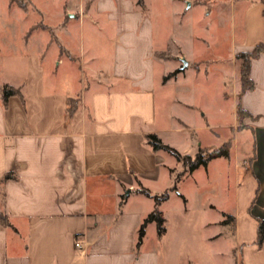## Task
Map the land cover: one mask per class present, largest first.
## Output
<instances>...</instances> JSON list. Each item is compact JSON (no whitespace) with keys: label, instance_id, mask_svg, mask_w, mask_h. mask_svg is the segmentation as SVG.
<instances>
[{"label":"crops","instance_id":"0c3cea01","mask_svg":"<svg viewBox=\"0 0 264 264\" xmlns=\"http://www.w3.org/2000/svg\"><path fill=\"white\" fill-rule=\"evenodd\" d=\"M29 1L34 10L22 9L39 17L27 31L36 46H10L9 55L0 48V84L23 93L4 104L0 89V213L9 220L0 219V264H196L205 253L194 225L207 243L218 242L213 257L225 253L230 225L237 261L264 264V241L257 243L264 219V52L252 61L254 88L241 95L258 117L244 125L237 117V54L264 40L263 0H228L213 14L222 19L228 10L235 27L228 55L209 53L215 47L207 39L196 48L193 22L186 34L163 22L184 13L182 3L206 0H162L161 8L144 0L145 10L138 0ZM212 80L224 100L218 113L196 101L208 92L191 86ZM228 111L234 121L226 128L250 129L251 147L240 152L232 141L230 157L186 171L172 189L184 165L153 149L146 134L195 156L218 146L200 132L218 135L214 115ZM7 172L15 176L4 178ZM140 186L170 194L159 205L165 232L150 221L138 246L139 228L155 207Z\"/></svg>","mask_w":264,"mask_h":264},{"label":"rangeland","instance_id":"374dc122","mask_svg":"<svg viewBox=\"0 0 264 264\" xmlns=\"http://www.w3.org/2000/svg\"><path fill=\"white\" fill-rule=\"evenodd\" d=\"M38 1V0H36ZM159 3L160 8L163 6L161 4L162 0H157ZM228 2V0H206L205 3L202 5H197L190 7L188 3H182L181 7L185 5L183 8L184 13L180 14L178 17L170 18L169 20H163V22L169 25H173L180 33L186 34L188 31L191 32L192 29V22H193V30L197 36V39L193 43L196 48L199 46H207V43H204V39H207L210 43V46H214L215 48H211L209 53L219 52L221 54H229V46L232 43V33H235V27L231 26L229 21L226 20L227 14L229 13L228 10L224 11V15H222V19H215L212 20V16L214 13H220L224 10V5ZM34 10V8H29V10ZM212 10V14L208 16L207 12ZM34 13V12H33ZM36 16H35V15ZM27 16L23 9L19 7L16 3H12L10 5L9 0H0V48L7 46L8 50L6 54L9 55L10 53V46H19V48H24L25 46H36V43L32 42L29 36L27 37L28 26L32 22H36L39 20L37 13ZM38 17V18H37ZM38 19V20H37ZM37 25H39L37 23ZM208 27V28H207ZM236 31H238L236 29ZM9 46V47H8ZM38 46V45H37ZM174 49L177 48L175 43L172 46ZM225 55V56H226ZM5 58V57H4ZM227 59V58H225ZM7 63L9 61L7 58L5 59ZM22 67L19 66V71L21 73ZM5 72V70H4ZM191 86L196 91L205 90L207 96L204 98H199V102H202L205 107L210 109V112L213 113L216 111L218 113V109L223 105L224 100L219 97V89H218V82L212 80L210 84H198V83H191ZM225 106L232 107V101L226 100ZM217 115V116H216ZM214 115L215 120H213V124L215 127H218L216 135L212 130H205L201 131L200 135H202L201 140L205 143H215L216 145H220L224 140L229 139V137L234 136L232 141L240 143V152L243 151L245 146L251 147L253 141V134L250 129H245L242 127L241 129H235L232 132L231 128L228 125L233 124V115L228 111L227 114L224 116L218 117V114ZM250 119V117H246ZM244 124V123H243ZM231 133V134H230ZM241 155V154H240ZM231 188V187H230ZM231 190L229 189L227 192L226 203L228 206L229 200L231 199ZM193 234L194 239L196 240L198 247L203 248L204 257L199 258L197 260H193L196 264H241L237 261V257L233 252V247H236L235 244V235L231 231V226L228 225L226 227L227 233L225 236V241L221 242L223 249H225V253L221 254L220 257H213L212 250L215 245L218 246V242H206L203 239L201 230L197 226H193ZM185 247H187L186 242L184 243ZM198 253L196 252L195 255ZM225 258V260H224ZM231 261H230V260ZM246 261L244 262V264Z\"/></svg>","mask_w":264,"mask_h":264},{"label":"trees","instance_id":"16d2710c","mask_svg":"<svg viewBox=\"0 0 264 264\" xmlns=\"http://www.w3.org/2000/svg\"><path fill=\"white\" fill-rule=\"evenodd\" d=\"M11 1L16 3L17 5H19L21 8L25 10H28L29 5H30L29 0H11ZM138 4H140L144 10L146 9L144 0H138ZM263 52H264V40L256 42L251 49L243 50L237 54V57L241 60V68H240L241 89L239 92L240 100L237 106V117H238L240 125H244L243 123L246 117H250L252 119H256L258 117V116H254L242 105L241 95L246 90L254 88L255 83L251 76L252 61L253 59L260 56V54ZM175 73L176 71L170 73L168 76H165V79H167L169 76ZM0 89L2 90V98H3L4 104L7 103L8 98L11 95L17 94V95L23 96L22 89L20 87L13 86L9 83L0 84ZM146 138H147V141L152 145L153 149L155 150L164 149L168 151L169 153H171L173 156H175L177 160L183 163L184 170L176 175V182L172 186V189L177 188V181H179L183 173H185L186 171L192 172L193 170H195L197 167L201 165L206 166L208 165L209 161L212 160L213 158H216L219 156L230 157L231 155L232 139L224 141L219 146L210 147V148L202 147L199 149V151L196 153L195 156H192L190 154H184L175 146L165 143L156 133H147ZM12 176H15V174L12 172H7L4 175V178H9ZM139 190L142 193L154 198L155 207L148 214V216L144 219V221L142 222L139 228V237H138V242H137L138 246H140V244L143 241V238L146 233V227L150 221H156L157 230H158L159 235H162L165 232L166 230L165 217L163 216L162 210L160 209L159 205L162 201L167 199L170 194L169 190H166L162 193H152L149 188L144 187V186H140ZM0 219L2 220L4 224H9L8 217L2 213H0ZM258 222H259V225H258L257 243L259 246H261L264 241V219L259 218Z\"/></svg>","mask_w":264,"mask_h":264},{"label":"built area","instance_id":"2783aa9c","mask_svg":"<svg viewBox=\"0 0 264 264\" xmlns=\"http://www.w3.org/2000/svg\"><path fill=\"white\" fill-rule=\"evenodd\" d=\"M75 245L79 248H81L83 246V241L79 238H76V242Z\"/></svg>","mask_w":264,"mask_h":264},{"label":"water","instance_id":"95a60500","mask_svg":"<svg viewBox=\"0 0 264 264\" xmlns=\"http://www.w3.org/2000/svg\"><path fill=\"white\" fill-rule=\"evenodd\" d=\"M183 62H184V66L185 67L186 65H188V60L186 58H183Z\"/></svg>","mask_w":264,"mask_h":264}]
</instances>
